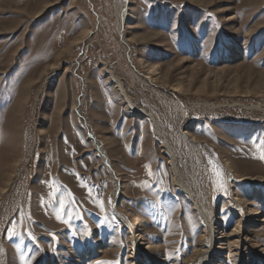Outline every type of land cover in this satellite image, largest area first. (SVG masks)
Masks as SVG:
<instances>
[{"label": "rangeland", "instance_id": "obj_1", "mask_svg": "<svg viewBox=\"0 0 264 264\" xmlns=\"http://www.w3.org/2000/svg\"><path fill=\"white\" fill-rule=\"evenodd\" d=\"M262 154L264 0H0V264H264Z\"/></svg>", "mask_w": 264, "mask_h": 264}, {"label": "bare ground", "instance_id": "obj_2", "mask_svg": "<svg viewBox=\"0 0 264 264\" xmlns=\"http://www.w3.org/2000/svg\"><path fill=\"white\" fill-rule=\"evenodd\" d=\"M120 31V30H119ZM106 71V70H105ZM108 72V71H107ZM111 78H112V80L113 81H115V85H116V87H117V91L119 92V94L122 96V98H123V100H124V102H125V104H124V106H125V109L126 110H128L129 111V113H130V115H137V116H140V117H149L150 118V120L152 121V123H153V125H154V128H155V131H156V134H160L159 133V130L155 127L156 126V124H155V122H154V119L152 118V116L151 115H148V114H146V113H144L141 109H139V108H137V107H135L129 100H128V98H126L125 97V94H124V92H123V89H122V86H121V84H120V80L118 81L117 79H115L113 76H111ZM115 87V88H116ZM5 139V138H4ZM191 140V139H190ZM163 148L164 149H166V150H169V147H168V145H167V143L165 142L164 143V145H163ZM170 151V150H169ZM173 157V156H172ZM7 158V157H6ZM175 158V157H174ZM8 159V158H7ZM8 160H10V159H8ZM176 160V159H175ZM8 162H10V161H8ZM11 164V163H10ZM177 164V163H176ZM171 165H172V170H173V175H174V178H173V182H174V184L175 185H177L178 187H180V189H182L181 191H184L185 193H188V194H190V190L187 188V186H185V184H184V182H183V179H181L177 174H176V172L174 171V169H175V162L174 161H172V163H171ZM5 166V165H4ZM7 166V165H6ZM177 192H178V190H177ZM194 194V193H193ZM191 195H192V193H191ZM188 196H190V195H188ZM193 196V195H192ZM192 198V197H191ZM2 201V200H1ZM195 205V204H194ZM197 205V204H196ZM197 207H198V205H197ZM199 208V207H198ZM5 210V209H4ZM198 253V252H197ZM196 253V254H197ZM203 254V253H202ZM260 254V253H259ZM198 257H200V254H197L196 255V258H195V260L198 258Z\"/></svg>", "mask_w": 264, "mask_h": 264}, {"label": "snow or ice", "instance_id": "obj_3", "mask_svg": "<svg viewBox=\"0 0 264 264\" xmlns=\"http://www.w3.org/2000/svg\"><path fill=\"white\" fill-rule=\"evenodd\" d=\"M261 159H264V154L261 155L260 157ZM217 175H219V173H217ZM223 185H221L222 187ZM61 207H63V205H61ZM59 218V217H58ZM65 223H67V221H64ZM102 264H111V262H102Z\"/></svg>", "mask_w": 264, "mask_h": 264}]
</instances>
